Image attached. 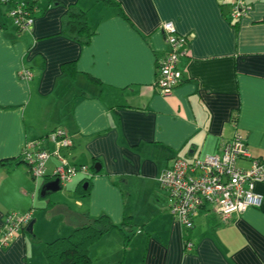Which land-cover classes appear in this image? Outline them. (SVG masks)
<instances>
[{
  "label": "crops",
  "instance_id": "crops-1",
  "mask_svg": "<svg viewBox=\"0 0 264 264\" xmlns=\"http://www.w3.org/2000/svg\"><path fill=\"white\" fill-rule=\"evenodd\" d=\"M10 1L0 4V229L10 212H32L34 226L0 248V264H47L46 245L87 215H107L117 227L90 247L96 264H264V204L229 224L207 206L185 234L158 183L176 159L220 154L237 130L264 162V0L239 22L230 17L236 0H116L128 19L96 0ZM22 1L34 14L25 32L9 16ZM75 6L94 31L87 45L63 33ZM165 22L191 38L180 59L183 81L168 97L156 85ZM57 129L73 140L69 163L93 174L63 187L76 194L65 201L43 196L54 179L34 180L21 161L27 143ZM256 191L264 196V183ZM125 218L133 230L118 228ZM184 236L194 250L184 248Z\"/></svg>",
  "mask_w": 264,
  "mask_h": 264
},
{
  "label": "built area",
  "instance_id": "built-area-1",
  "mask_svg": "<svg viewBox=\"0 0 264 264\" xmlns=\"http://www.w3.org/2000/svg\"><path fill=\"white\" fill-rule=\"evenodd\" d=\"M7 1L0 0L2 3ZM255 1L237 0L232 6L231 21L239 22L249 17ZM10 16L18 29L31 30L34 17L25 3L17 4ZM160 29L168 50L159 64L156 85L159 92L168 97L182 83L180 59L191 38L180 35L171 22H165ZM20 77L30 80L32 74L23 69ZM72 146V138L62 129H57L46 139L27 143L22 159L29 165L34 180L52 178L58 180L63 188L79 175L86 178L93 176L88 166L69 163L65 151ZM52 159L56 164L49 174ZM241 161L249 162V168L241 167ZM158 181L168 193L171 214L188 231L194 228V218L206 206L212 208L223 223L229 224L233 216L241 215L249 209H260L264 204V196L256 191L257 184L264 183V162L252 157L246 138L238 130L232 138L222 143L220 154L193 161L176 159L172 167L160 173ZM31 220L32 212L8 213L0 229V248L7 247ZM184 248L192 251L194 244L187 239Z\"/></svg>",
  "mask_w": 264,
  "mask_h": 264
},
{
  "label": "trees",
  "instance_id": "trees-1",
  "mask_svg": "<svg viewBox=\"0 0 264 264\" xmlns=\"http://www.w3.org/2000/svg\"><path fill=\"white\" fill-rule=\"evenodd\" d=\"M9 2L11 1L8 0L5 3L0 2V4L4 5ZM19 3L21 2H16V3L13 2V4L11 5V10L9 11V16L12 9L15 8L16 5ZM22 3H25L31 11V6L29 3L24 1H22ZM96 3H102L103 6L106 7H114L122 18L128 19V15L124 11L120 2L116 0H96ZM232 6H231V11H232ZM31 13L32 16L34 17L32 11ZM87 15H88L87 11H83L77 8L76 6L69 8L64 18V25H63L64 35L73 40H77L81 42L83 45L89 44L91 37L94 35V31L88 24ZM10 18L12 17L10 16ZM20 32H25V31L20 30ZM21 161L23 163H26L22 158ZM89 186L90 185H88V187ZM77 193L81 198H84L89 195V189L86 188V186L85 187L79 186ZM85 220H86L85 223L82 226L78 227L76 230H74L69 236L58 238L46 245L44 250V256L46 258L47 264H96L90 256V247L96 242H98L103 236L117 229V227L116 225H114V223L107 215H102L95 219H91L87 215ZM118 228L120 230H127V229L133 230L132 228H134V224L130 220V218H125L122 225L119 226ZM184 232L185 234H188L190 231L184 228ZM184 237L186 241L187 236ZM128 239L129 238H127V240Z\"/></svg>",
  "mask_w": 264,
  "mask_h": 264
},
{
  "label": "water",
  "instance_id": "water-1",
  "mask_svg": "<svg viewBox=\"0 0 264 264\" xmlns=\"http://www.w3.org/2000/svg\"><path fill=\"white\" fill-rule=\"evenodd\" d=\"M100 169H96V172H99ZM62 190V186L60 185L59 181L58 180H53L49 183H47L46 185L43 186V189H42V195L43 196H46V195H52V194H55L59 191ZM33 226H34V222H31L29 224V226L27 227V232L28 233H31L33 232Z\"/></svg>",
  "mask_w": 264,
  "mask_h": 264
},
{
  "label": "rangeland",
  "instance_id": "rangeland-1",
  "mask_svg": "<svg viewBox=\"0 0 264 264\" xmlns=\"http://www.w3.org/2000/svg\"><path fill=\"white\" fill-rule=\"evenodd\" d=\"M43 183V181H41V184ZM69 194H74L76 195L73 191H70L68 188H63L61 191L55 193V194H52L51 195V198L52 199H60L62 201H65L68 197H69ZM43 227L46 226L47 224L45 222H41Z\"/></svg>",
  "mask_w": 264,
  "mask_h": 264
}]
</instances>
